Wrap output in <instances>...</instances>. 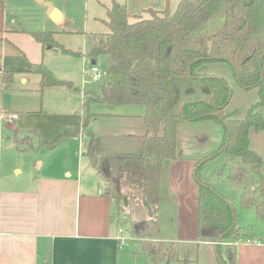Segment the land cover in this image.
I'll use <instances>...</instances> for the list:
<instances>
[{
  "label": "trees",
  "instance_id": "trees-1",
  "mask_svg": "<svg viewBox=\"0 0 264 264\" xmlns=\"http://www.w3.org/2000/svg\"><path fill=\"white\" fill-rule=\"evenodd\" d=\"M145 12L148 16L136 14L130 20L126 9L111 0L104 21L108 30L82 32L86 54L91 59L105 55L108 80L101 93L85 91L84 114L79 124L69 126L52 141L39 144L53 149L64 138L82 135V153L95 166L98 157L95 134L89 127L94 116L90 105L104 101L110 105L144 107V121L153 133L143 136L138 155L118 158V174L105 179L102 194L110 197L121 211L126 188L134 185L146 204V214L132 220V232L141 237L142 252L160 264L177 254L175 243L152 236L158 228L162 166L176 158L178 119L212 120L223 126L222 142L212 156L226 152L233 157L228 177L243 184L239 204L243 208L253 205L257 215L264 219L263 160L249 147L250 128H264V117L257 110L264 105V0H179L173 8L167 4L164 9L149 8ZM216 18H223V23L207 28L209 21ZM24 32L42 47L50 45L64 53H80L58 43L56 31ZM208 62L229 63L242 89L257 90L258 99L244 117L237 118L234 111H225L232 94L226 78L198 71L199 66ZM30 72L40 76L41 89L73 87L70 81L55 77L42 60L30 63ZM13 77V70L0 72V94ZM14 133L21 150L35 148L30 137L33 134L19 137ZM209 158L197 161L194 169L198 184L197 236L201 241L220 240L214 245L218 264H237L234 239L242 233L241 227L236 225L233 205L201 179L200 170Z\"/></svg>",
  "mask_w": 264,
  "mask_h": 264
},
{
  "label": "crops",
  "instance_id": "crops-1",
  "mask_svg": "<svg viewBox=\"0 0 264 264\" xmlns=\"http://www.w3.org/2000/svg\"><path fill=\"white\" fill-rule=\"evenodd\" d=\"M103 1L100 3L106 12V8L111 5V0ZM116 1L126 9L130 17L136 14L143 15L146 13L145 10L149 8L164 9L167 4L172 8V0ZM41 6H44L43 2L37 0H0V72L13 70L14 76L17 75L21 78L27 76L23 79L27 82L31 74L30 63L43 61L44 50L54 49L48 46L42 47L35 41L39 48L38 54L30 57L24 49L18 48L13 40L17 35L27 34L24 30H29L20 27V17H31V14L39 12ZM44 10L46 13L45 6ZM64 18L65 15L61 13L58 21L50 19L61 24ZM106 19L107 13L102 22ZM68 32L80 31L70 29ZM96 32L104 33L105 31ZM49 69L52 71L51 68ZM198 71L204 74L222 76L205 70L202 65L198 67ZM63 80L72 83L70 79ZM229 85L232 88V95L225 111H234V117L242 118L249 106L257 101V90H244L237 83H229ZM100 86L101 90H89L101 93L102 85ZM73 87L79 90L77 86L73 85ZM79 91L81 92V100L78 109L70 108L65 111V114H55L58 110H53L52 117L47 118V120L43 119L45 127L52 129L56 127L57 121L63 120L62 130L59 132L56 130L54 134L52 133L47 137L43 136V139L39 133L35 132L33 134L34 142L35 140L37 143L52 141L65 132L69 126L81 122L84 114L85 91H81V89ZM57 104L62 106V100L57 101ZM48 105L52 104L48 103ZM102 105H106V108H99ZM95 106L98 107L95 108ZM92 107L95 109L90 110V112L94 116L89 120V127L95 134V151L98 157L95 166L90 161L85 165L83 164V140L82 135H78L70 137L71 139H62L76 146L72 150L73 153L68 151L65 158L62 159L63 175L51 174V167H46L43 161L33 159V173L28 170L22 179L11 177L10 180H6L4 176V181H0V264H117L114 247L119 241L117 232L120 229L115 230L116 226L112 225L111 221L113 218H109L114 208L116 209V205L110 197L102 194L104 181L118 174L117 160L119 157L139 154L143 136L147 133L152 134L153 130L144 121L145 109L142 106L136 104L110 105L104 101H99L92 104L90 108ZM52 108L54 107L52 106ZM257 110L264 117V105L259 106ZM38 127L43 129L41 125ZM14 129L16 134L21 136L18 134V130ZM223 131V126L212 120L187 121L178 119L176 158L163 163L160 177L159 208L163 199L173 205L172 214L173 219L176 220L174 230L176 234H179L178 236L182 237L181 241L166 242L177 243L184 247L192 244L198 248L201 245L204 250L208 251V264L217 263L213 258L214 244L200 241L196 233L198 184L194 179V169L197 161L205 157H213L212 154L222 142ZM34 142L33 144L36 145L37 143ZM214 145L215 148H213ZM15 146V141L9 143V147ZM249 147L261 156L263 160L261 171L264 174V128L259 130L250 128ZM3 150L0 148V177L3 176L2 169L4 168L5 173L9 168L7 165L3 167ZM23 151H25L24 153L29 152ZM30 152L28 156L32 158ZM70 158L78 165L76 172L74 169L73 171L70 169L72 163ZM106 163L109 165L108 169ZM100 167L105 171L102 173L101 187L99 183H96L97 187L95 188L88 183L93 180L90 178L84 180L83 178H88L87 175L90 170L92 171L90 175H94V173L101 175L98 173ZM224 168L225 166L222 169ZM12 170L20 174L23 173V169L17 165L13 166ZM228 182H230L228 185L232 191L234 188L242 191L243 184L240 181L229 180ZM221 185L228 189L225 184L222 183ZM135 190L133 184L126 188L123 205L126 199L133 200L134 198L140 202L139 198L141 197ZM223 195L232 205H235L236 200L231 198L228 190ZM137 197L139 198L137 199ZM141 201L139 204L144 207L146 204L143 200ZM123 210L124 206L121 211ZM189 219H192L193 222L190 227L188 226ZM189 230L195 231V238L192 240L187 238ZM99 244L105 245L108 253H100L101 250L97 247ZM237 250V264H264V234H260L255 239L247 238V242L241 243Z\"/></svg>",
  "mask_w": 264,
  "mask_h": 264
},
{
  "label": "rangeland",
  "instance_id": "rangeland-1",
  "mask_svg": "<svg viewBox=\"0 0 264 264\" xmlns=\"http://www.w3.org/2000/svg\"><path fill=\"white\" fill-rule=\"evenodd\" d=\"M51 1L50 2L55 5L62 15H65L61 24L53 22L45 13L44 6H41L42 8H40L39 12L31 14V17H23L24 19L20 17V27L29 30H56L55 38L58 43L72 51H80V53L75 55L64 53L55 48V50L47 49L44 50L43 53V62L52 69L55 77L70 79L73 85L77 86L81 91L89 89L101 90L100 85L104 86L105 83L93 81L88 69H86V66L90 64L91 58L86 54V39L81 31H92V33H94L96 31L106 32L108 30L105 23L102 22V19L106 18V12L100 3L103 0ZM178 1L179 0H172V8L176 6ZM143 15L148 16V14L145 13ZM130 20H134V18L130 17ZM222 23L223 18L212 19L209 21L207 28H215ZM70 29L80 32H68ZM13 40L16 42L15 44L17 47L21 50L24 49L30 57L38 54V45L27 34L22 33L17 35ZM95 64L100 73L105 75V55L98 56ZM202 67H205V70L210 72L221 74L230 84L237 83L233 75L232 67L227 62H208L203 63ZM25 77L27 76H23L22 78L17 75L14 76L12 82L7 87H4L0 94V115L14 112L17 114L15 120L5 121L0 118V148H2V150L4 149L2 164L3 167L6 165L9 166L5 173L4 168L2 169L3 176L0 177V181H4V176L6 180H10L11 177L22 179L27 174L28 170L33 173V159L43 161L46 167H51V174L61 176L64 171V167L61 166L62 159L65 158L68 151L73 153L72 150L76 148L74 144H69V142L61 140L57 147L48 149L45 145L39 144L40 142L37 143V140L34 142V135L30 137L32 142L37 144L34 145V149L29 148L27 150L29 152L31 150L30 153L32 158H29V152L24 153L25 151L19 148L20 146L16 143L14 128H16L18 134L21 135L19 137H24L26 134H34L31 132L36 130L37 134L39 133L43 139L44 137L50 136L52 133L54 134L56 130L57 132L62 130L63 123V120L57 121L55 123L56 127L52 129L50 127H45L46 125L43 124V119L47 120V118L52 117L54 114L53 110H58L55 114H65V111H68L70 108L78 109L81 100V92L74 87L47 86L41 89L39 86L40 77L37 73L31 72L27 82L23 81ZM60 100H62V106L57 104V101ZM48 103L52 105H48ZM92 104L90 106H92ZM52 106L54 108H52ZM97 107L98 106H95V108ZM95 108L92 107L90 110H94ZM99 108H106V105L99 106ZM39 125L43 126L42 130L39 129ZM11 141H15L17 145L15 147H9ZM213 148H215V145ZM82 156L83 164L89 163L90 159L88 156ZM231 160H233V157L226 152L215 154L211 159L205 161V166L202 167L200 173L201 179L204 182L215 187L221 194L227 193L228 190L231 198L236 200L235 205L233 204L236 212L235 222L237 226H241V231H243L238 238L234 239L236 248H238L241 243L247 242V238L255 239L259 237L260 234H264V219L257 215L253 205L244 208L241 207L239 204L241 189L234 188L232 191V188L228 185V183H230L228 181L231 180L228 177V167L231 164ZM70 161H72V159ZM16 165L23 169V173L20 174L12 170L13 166ZM108 166L109 165L106 163L107 169ZM224 166L225 168L222 169ZM77 168V163L72 161L70 169L72 171L74 169L76 172ZM44 170L45 168L43 171ZM104 171L105 169L100 167L98 173L101 175H95V173L94 175H90L92 173L90 170L87 175L88 178L84 177L83 179L87 180L90 178L93 181L88 183L95 188L97 187L96 183H99L101 187V177ZM222 183L225 184L228 189L221 185ZM138 198L139 197H137V199ZM141 200L143 199L139 198L140 202H142ZM140 202H137L134 198L133 200L126 199L123 205L124 210L118 211L117 208H114L112 215L109 217L113 218L111 221L112 225L116 226L115 230L118 231L120 229V231L117 232L119 241H117L118 243L114 247L117 264H155L147 254L142 252V239L140 236L133 234L131 228L133 219H141L146 214V205L142 207L139 204ZM172 206L173 205L169 201L162 200L160 208L158 209V228L155 235L152 236L155 240L163 242L181 241L182 237L178 236L179 234H176L174 230L176 220L173 219ZM125 219H128V222L122 225ZM192 225V219H189L188 226L190 227ZM188 232V240L194 239L195 231L189 230ZM120 239L122 243H120ZM227 242L228 241H225V244ZM175 245L177 247L176 256L165 258L160 264H208V251L204 250L201 245H199L198 248L192 244L188 247H184L177 243ZM97 247L101 250L100 253H108L105 245L99 244ZM213 258L218 264L215 252H213Z\"/></svg>",
  "mask_w": 264,
  "mask_h": 264
},
{
  "label": "built area",
  "instance_id": "built-area-1",
  "mask_svg": "<svg viewBox=\"0 0 264 264\" xmlns=\"http://www.w3.org/2000/svg\"><path fill=\"white\" fill-rule=\"evenodd\" d=\"M86 69H88L90 75H91V79L93 81H97L98 83L102 82V83H106L107 80H108V77L107 75H103L100 73L98 67L96 66L95 63H90L89 66H86ZM17 117V114L16 113H6V114H2L0 115V118L5 120V121H10V120H13ZM207 242H210L212 244H217V243H221L220 240H215V241H207ZM120 243H122L121 239H120Z\"/></svg>",
  "mask_w": 264,
  "mask_h": 264
},
{
  "label": "water",
  "instance_id": "water-1",
  "mask_svg": "<svg viewBox=\"0 0 264 264\" xmlns=\"http://www.w3.org/2000/svg\"><path fill=\"white\" fill-rule=\"evenodd\" d=\"M37 1H42L43 5L46 7V13L49 15V17L53 20V21H58L61 17V13L60 11L54 7V5L48 1V0H37ZM48 47L50 48L51 46L48 45ZM92 63H96V60L93 59L91 61ZM128 222V219H125V221L122 223V225L126 224Z\"/></svg>",
  "mask_w": 264,
  "mask_h": 264
}]
</instances>
